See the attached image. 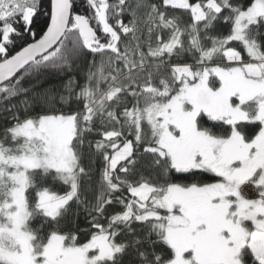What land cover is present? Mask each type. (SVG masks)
<instances>
[{"label":"snow or ice","instance_id":"6c2138e0","mask_svg":"<svg viewBox=\"0 0 264 264\" xmlns=\"http://www.w3.org/2000/svg\"><path fill=\"white\" fill-rule=\"evenodd\" d=\"M0 264H264V0H0Z\"/></svg>","mask_w":264,"mask_h":264}]
</instances>
